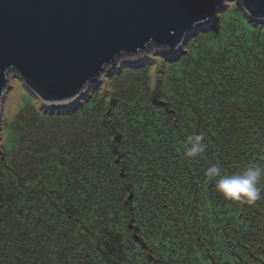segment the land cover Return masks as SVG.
Returning a JSON list of instances; mask_svg holds the SVG:
<instances>
[{
	"label": "trees",
	"instance_id": "trees-1",
	"mask_svg": "<svg viewBox=\"0 0 264 264\" xmlns=\"http://www.w3.org/2000/svg\"><path fill=\"white\" fill-rule=\"evenodd\" d=\"M149 53L64 102L23 85L0 128V264H264V191L228 200L205 175L264 166V19L229 0Z\"/></svg>",
	"mask_w": 264,
	"mask_h": 264
},
{
	"label": "water",
	"instance_id": "water-1",
	"mask_svg": "<svg viewBox=\"0 0 264 264\" xmlns=\"http://www.w3.org/2000/svg\"><path fill=\"white\" fill-rule=\"evenodd\" d=\"M226 1L0 0V117L11 74L44 102L67 101L124 56L175 50ZM237 1L264 19V0Z\"/></svg>",
	"mask_w": 264,
	"mask_h": 264
},
{
	"label": "clouds",
	"instance_id": "clouds-1",
	"mask_svg": "<svg viewBox=\"0 0 264 264\" xmlns=\"http://www.w3.org/2000/svg\"><path fill=\"white\" fill-rule=\"evenodd\" d=\"M204 139L205 136L203 133L189 136L186 141L185 157H195L202 153L206 148V145L203 143ZM205 175L209 178L220 177L215 184V189L222 194L225 199L254 204L262 198V191H264V189L259 186V183L261 179H264V166L250 164L241 171L231 175H221V168L219 165L213 164L207 168Z\"/></svg>",
	"mask_w": 264,
	"mask_h": 264
},
{
	"label": "rangeland",
	"instance_id": "rangeland-1",
	"mask_svg": "<svg viewBox=\"0 0 264 264\" xmlns=\"http://www.w3.org/2000/svg\"><path fill=\"white\" fill-rule=\"evenodd\" d=\"M236 12H238V10L235 7H231V9L226 12V15H228V16L234 15ZM153 49H161L163 51H169L167 49H162L158 46H153V47H151V50L149 52H152ZM149 52L141 54L136 59H138V58L141 59L145 55L147 56L148 54H150ZM152 58H154V57H152ZM127 59H129L127 56L122 57L120 59V61L118 62V64H120L121 62H124V61H128ZM136 61H138V60H136ZM23 85H24V82L22 81L20 76H18L15 73L11 74L10 86L5 91L3 103H2L3 104L2 113H3L4 117H3V122L1 121V124H0L1 129H2V127H4L5 123L8 120H10L15 115V113L19 110V108L21 107V103L23 102V99H27V98L29 99V96L26 95L25 89H23ZM11 143H12V136H9L8 144L10 145Z\"/></svg>",
	"mask_w": 264,
	"mask_h": 264
}]
</instances>
